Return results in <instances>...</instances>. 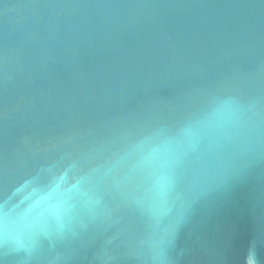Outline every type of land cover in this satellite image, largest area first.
Instances as JSON below:
<instances>
[{
	"label": "water",
	"instance_id": "obj_1",
	"mask_svg": "<svg viewBox=\"0 0 264 264\" xmlns=\"http://www.w3.org/2000/svg\"><path fill=\"white\" fill-rule=\"evenodd\" d=\"M264 264V0H0V264Z\"/></svg>",
	"mask_w": 264,
	"mask_h": 264
},
{
	"label": "clouds",
	"instance_id": "obj_2",
	"mask_svg": "<svg viewBox=\"0 0 264 264\" xmlns=\"http://www.w3.org/2000/svg\"><path fill=\"white\" fill-rule=\"evenodd\" d=\"M248 264H254V261H252L251 259H249Z\"/></svg>",
	"mask_w": 264,
	"mask_h": 264
}]
</instances>
